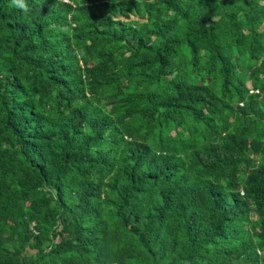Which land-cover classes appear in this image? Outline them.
I'll list each match as a JSON object with an SVG mask.
<instances>
[{
    "label": "trees",
    "instance_id": "trees-1",
    "mask_svg": "<svg viewBox=\"0 0 264 264\" xmlns=\"http://www.w3.org/2000/svg\"><path fill=\"white\" fill-rule=\"evenodd\" d=\"M0 264H264V0H0Z\"/></svg>",
    "mask_w": 264,
    "mask_h": 264
},
{
    "label": "clouds",
    "instance_id": "clouds-1",
    "mask_svg": "<svg viewBox=\"0 0 264 264\" xmlns=\"http://www.w3.org/2000/svg\"><path fill=\"white\" fill-rule=\"evenodd\" d=\"M13 3H16V0H13Z\"/></svg>",
    "mask_w": 264,
    "mask_h": 264
}]
</instances>
